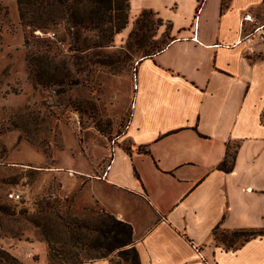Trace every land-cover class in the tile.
<instances>
[{"label":"crops","instance_id":"0c3cea01","mask_svg":"<svg viewBox=\"0 0 264 264\" xmlns=\"http://www.w3.org/2000/svg\"><path fill=\"white\" fill-rule=\"evenodd\" d=\"M129 1L130 22L153 11L171 38L137 63L107 174L74 168L83 205L133 226L141 264H264V235L235 247L214 237L264 230V41L237 42L264 24V0H207L197 21L198 0ZM235 143L234 168L219 169Z\"/></svg>","mask_w":264,"mask_h":264},{"label":"rangeland","instance_id":"374dc122","mask_svg":"<svg viewBox=\"0 0 264 264\" xmlns=\"http://www.w3.org/2000/svg\"><path fill=\"white\" fill-rule=\"evenodd\" d=\"M110 25L105 21L84 30L82 52L73 49L65 23L58 25L57 38L65 40L53 54L69 61L73 83L34 86L25 45L29 30L21 24L17 0H0V247L17 259H0V264H79L105 252L80 244L78 262L62 263L50 259L47 239L59 246L70 239V218L94 223L106 213L83 205L85 192L74 168H93L97 174L105 169L128 120L138 61L171 38L169 24L148 12L139 23L129 20L120 33L111 32ZM108 38L110 45L98 48L96 56L92 45ZM10 192L22 200L9 198ZM42 199L54 206L41 210ZM109 256L128 264L117 250Z\"/></svg>","mask_w":264,"mask_h":264},{"label":"trees","instance_id":"16d2710c","mask_svg":"<svg viewBox=\"0 0 264 264\" xmlns=\"http://www.w3.org/2000/svg\"><path fill=\"white\" fill-rule=\"evenodd\" d=\"M17 5L21 24L29 30V34L25 38V45L29 48L27 54L28 72L34 86H63L73 83L74 77L69 68V61L67 59L57 60V55L53 54L55 48L58 47V42L65 40V36L63 39L57 38L55 29L58 25L65 23L66 34L72 36L74 41L73 49L82 52L85 49L84 43H82L85 40L82 38L84 30L99 28L101 23L108 21L111 22L108 29L117 34L122 32L129 23V0H17ZM147 12L155 14L153 11L145 10L137 18V23ZM157 18L164 22L163 19ZM169 26L171 27V24ZM133 33L134 31L131 32V36ZM31 38L35 39L34 43H31ZM109 45L108 38L107 41L106 39L96 41L92 47L97 50L102 46ZM165 46L157 51L162 50ZM153 53L155 52L146 53L144 57ZM100 54L101 51L95 52L96 56H100ZM78 57L80 58V56ZM238 148L239 143L229 145L226 157L218 165L219 169L229 172L234 168ZM21 200L22 198L17 201ZM41 206V210L46 211L47 208H52L54 205L50 201L42 199ZM69 220L67 222L70 233L69 241L60 242L59 246H55L47 239L51 260L59 258L62 263H66V261L74 259L78 262L76 259L80 256V251L77 249L81 244L105 252L101 256L82 260L79 264L98 258H108L111 264H116L109 256L116 250L128 264H141L140 254L134 241L133 226L129 222L107 212L98 214L94 223L77 217H72ZM90 232H95V235L91 237ZM261 235H264V230L237 229L229 231L217 229L214 231L215 239L224 242L228 247L238 246L243 241ZM241 236H244V239L240 242L237 241ZM0 259L17 260L9 251L1 247Z\"/></svg>","mask_w":264,"mask_h":264},{"label":"built area","instance_id":"2783aa9c","mask_svg":"<svg viewBox=\"0 0 264 264\" xmlns=\"http://www.w3.org/2000/svg\"><path fill=\"white\" fill-rule=\"evenodd\" d=\"M207 0H198V5H197V17H196V21L198 19V14L201 12L203 6L205 5ZM246 21H252V16L250 14L245 15L242 20H241V30L244 29V25ZM264 41V24L262 25H258L256 27H254L253 30H251L249 33H247L246 35L242 36L237 42H245L246 45H254L257 43H260ZM135 89H137V81L135 80ZM135 104L134 102L131 104V109L128 115V120L125 124V128L122 131V134H124L125 130H127L129 128V126L131 125V119H132V110L134 109ZM114 145H115V141H114ZM113 161V157L111 155V159L109 160V162L107 163L105 170L103 172V175L105 176L107 174L108 169L111 167V163ZM71 175H74L75 172L74 171H69ZM9 198L11 199H21V194L18 192H10L8 194ZM67 264H73V263H67Z\"/></svg>","mask_w":264,"mask_h":264}]
</instances>
